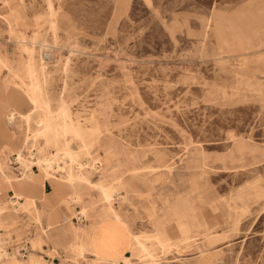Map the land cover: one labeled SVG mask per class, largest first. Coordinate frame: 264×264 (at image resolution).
<instances>
[{
  "label": "rangeland",
  "instance_id": "374dc122",
  "mask_svg": "<svg viewBox=\"0 0 264 264\" xmlns=\"http://www.w3.org/2000/svg\"><path fill=\"white\" fill-rule=\"evenodd\" d=\"M263 6L264 0H0V104L10 93L26 95L30 64L40 78L31 122L17 114L9 123L6 111L0 126V150L13 135L25 155L17 168L18 152L0 151V264H89L101 256L107 261L94 264H264V63L254 61L264 57V46L252 53L231 45L234 33L264 42V16L255 15ZM61 99L67 120L84 129L68 136L77 164L57 145L62 135L44 122L50 103L57 109ZM96 122L100 131L91 138L85 130ZM28 135L33 145L24 143ZM79 163L88 166L73 186L83 203L68 181ZM44 174L51 178L43 181L61 185L52 195L68 197L72 219L47 225L48 194L35 205H14V190ZM99 185L115 187L112 201L105 202ZM181 198L194 201L213 225L188 214L187 228L199 231L198 239L185 231L181 237L168 215ZM110 203L133 233L109 212ZM107 210L104 223L91 224ZM78 211L87 223L74 219ZM152 212L171 243L156 231ZM65 227L80 228L82 239L67 233L68 242L53 241Z\"/></svg>",
  "mask_w": 264,
  "mask_h": 264
},
{
  "label": "bare ground",
  "instance_id": "6f19581e",
  "mask_svg": "<svg viewBox=\"0 0 264 264\" xmlns=\"http://www.w3.org/2000/svg\"><path fill=\"white\" fill-rule=\"evenodd\" d=\"M55 14V13H54ZM17 17V16H16ZM18 20V19H17ZM55 24H56V26L58 27V24H57V21H55ZM29 41V40H28ZM40 44H42V45H44V46H46L45 44H43V43H40ZM39 44V45H40ZM43 57V56H42ZM31 58V57H30ZM44 58V57H43ZM35 62V61H34ZM37 63V62H36ZM41 63V62H40ZM44 63V61L42 62V64L39 66V70H40V72H41V74H43L44 72H45V70L47 69V66L46 65H44L43 64ZM1 65H2V63H0V72L2 71V69H3V67H1ZM26 67V66H25ZM37 67V66H36ZM27 68V67H26ZM29 69L27 70V71H29V78H30V80L32 81V85L28 88V90L27 91H25V93H26V95L25 96H23V98L22 97H20V94L18 93V92H14V93H10V95H8L9 97L7 98L8 100H7V103L8 104H10V106L12 107V109L11 110H8L7 109V111H9L8 112V117H7V119H8V121H9V123H12L15 119H16V117H17V114L23 119V121H25V123H30L31 122V120H32V118H33V115H34V113H35V111H36V109L38 108V103H39V101H40V97H39V91H40V85H38V80L40 79V78H38V76H37V74L38 73H36V68L34 67V65L33 64H30L29 65V67H28ZM26 70V69H25ZM26 71V72H27ZM40 72H39V74H40ZM27 76V75H26ZM43 78V77H42ZM44 82V81H43ZM43 85V84H42ZM43 88V87H42ZM42 92V91H41ZM16 96V97H15ZM43 96H45V95H43ZM46 98V97H45ZM45 103V102H44ZM22 104H26V105H28V106H30L31 108H28V110L27 111H25V112H21V111H18V113L17 112H15V110H17L18 109V107L20 106V105H22ZM42 104V103H41ZM42 105H44V104H42ZM47 105V104H46ZM50 107V109H49V111L47 112V115H46V119L44 120V122H45V124H46V126L47 127H49V126H52L53 127V129H54V131L56 132V134H61L62 135V138H61V140L60 141H58L57 142V145H60L61 147H62V149L61 150H65L64 152H65V154H66V156L69 158V161H71L72 163H75V164H77L78 162L75 160V158H74V156H73V154H72V152L70 151L71 149L69 148V144H70V142L68 141V136L69 135H72L73 137H80L81 136V134L83 133V131H84V129L83 128H81V127H77L74 123H73V121H72V119L69 121V120H67V117H68V114H67V110H68V108H67V106L65 105V101H64V99H61L60 100V103H59V106H58V108L57 109H53L52 108V106H51V103H50V105H49ZM40 107V106H39ZM54 112H58L59 113V118H60V120L58 119V120H56L55 119V116H54ZM40 114V113H39ZM44 114V113H43ZM37 115V114H36ZM70 115V114H69ZM38 116V115H37ZM70 117V116H69ZM37 118V117H36ZM38 121V120H37ZM41 122V121H40ZM43 127V126H42ZM41 127V128H42ZM40 128V129H41ZM45 129V128H44ZM42 131V130H41ZM86 131V133H87V135H89L91 138H95V133H98L99 131H100V125H99V123H95V124H93V126H91L90 128H88L87 130H85ZM43 132V131H42ZM35 133V132H34ZM38 133V132H37ZM41 132H39V134H40ZM37 135V134H36ZM56 137V136H55ZM29 139H30V137H29V135L28 136H26V138L24 139V143L25 144H27V143H29V144H31V145H33V143H34V141H36V139H31L30 140V142H28L29 141ZM50 143V142H49ZM2 151V150H1ZM17 152H18V156L16 157V159H17V161L18 162H23V160H25V155H24V153L22 152V151H20V149L19 150H17ZM57 152H60V151H57ZM56 152V153H57ZM2 153V152H1ZM60 154V153H59ZM58 155V154H57ZM64 156V155H63ZM65 157V156H64ZM63 158V157H62ZM55 160V159H54ZM43 161V163L44 162H46L47 161V165H49L50 164V161H51V158H46V159H44V160H42ZM80 164V163H79ZM83 164V163H82ZM82 164H80V170H75L74 172L72 171L71 172V174H70V176H69V179H68V181H69V184L71 185V187H73L74 186V184L78 181V180H80V179H83V178H86L85 176H84V174H83V169H85V168H87V167H83V165ZM70 165V164H69ZM53 166H55L54 164H53ZM50 167V166H49ZM51 168V167H50ZM50 168H48V169H50ZM4 169V168H3ZM2 171V170H1ZM4 172V171H3ZM25 172H27L26 171V169H25ZM24 172V173H25ZM34 174V173H33ZM32 177V176H31ZM44 177H45V174L43 175V178H41V181L40 182H37V181H30L29 182V180H28V182H26V183H28V185H26L24 188H23V190H22V192L21 193H17L14 189V197H16V199L13 201L14 202V205L15 204H21V201L25 198L26 200H31L32 201V203H34V205H35V203L37 202V197H41V194H42V191L40 190V189H38V187H37V185L38 184H41V185H44V181H43V179H44ZM49 178H51V177H45V179H49ZM21 179H22V177H21ZM44 179V180H45ZM16 180V179H15ZM122 184H124V185H129V183H130V180L129 179H127V180H122ZM17 183H18V181H17ZM21 183V182H20ZM29 184H31V186H29ZM21 185H22V183H21ZM20 185V186H21ZM11 187H13L12 185H11ZM99 189H100V191H102L103 193H104V195H103V198H105L106 199V201L105 202H110V201H112V195H113V188H115V187H111V186H106V185H99V187H98ZM55 189L58 191V192H60L61 191V185L60 186H57V187H55ZM73 189H75L74 187H73ZM38 191H41V193L39 194L38 193ZM55 193V192H54ZM75 202V201H74ZM109 209V211L110 212H112L113 213V215L115 216V218L118 220V221H123L122 220V217H121V215L119 214V213H117L116 211H115V208H114V205H113V203H110V205H109V207H108ZM176 221H179V219H176ZM202 221V220H201ZM124 222V221H123ZM124 223H126V222H124ZM45 230V229H44ZM59 231H57V234L55 235V238H52L53 239V241L55 240V239H57V241L58 242H62V243H64V242H68V240H71V239H69V237L67 236V233H71V235H72V237L73 238H75V237H77L78 235L76 234V231L73 229V228H69V227H65V228H59L58 229ZM206 235V234H205ZM210 235V234H209ZM67 238H66V237ZM149 237V236H148ZM156 237V236H155ZM180 238V237H179ZM169 243H171L172 241H168ZM139 244H140V247H141V250L142 251H146V247H145V245L144 244H142V243H140L139 242ZM77 247H78V249L79 250H84L85 249V246H84V244L82 243V241H80L79 243H78V245H77ZM151 263V262H150Z\"/></svg>",
  "mask_w": 264,
  "mask_h": 264
},
{
  "label": "crops",
  "instance_id": "0c3cea01",
  "mask_svg": "<svg viewBox=\"0 0 264 264\" xmlns=\"http://www.w3.org/2000/svg\"><path fill=\"white\" fill-rule=\"evenodd\" d=\"M255 15H257L259 17H263L264 16V6L259 8L255 12ZM232 39H233V41H232L231 45L233 47H239L241 49H252V53H257L258 52L257 49H255L256 47H258L260 45L264 46V42L256 43L255 39L252 38V36H246L244 34L234 33L233 36H232ZM254 61H257V62L259 61L261 63H264V57L256 56V57H254ZM9 107H11L10 104H8L6 102H3V103L0 104V126L2 125V123H1L2 122V117L4 116V114H6V111H7V109ZM0 128L2 129V127H0ZM6 137L10 138V143L6 144L5 147L1 149L2 151L1 150L0 151L2 153H4L6 148H10L12 150L17 151L18 148H16V146L18 144V138L16 136H13V135L12 136L6 135ZM0 162H3V161H0ZM204 165H206V162H204V163L200 162L199 166L203 167ZM195 167H198L197 164H195ZM29 186H31V185L29 184ZM126 186L127 185H124V188H126ZM39 188L42 191L41 196H43L45 194H48V195H50L52 197L50 204L53 206V208L48 212L47 225L53 224V223H59L61 221H65L66 219H72V218H68V216H67V214H69L70 208L68 207V203L67 202L69 200H68V197H66V195L64 196L63 194H59L57 197L52 195L53 192H54L55 187L52 185V183H50L48 181H44V185L39 186ZM22 190L23 189L20 190V193L22 192ZM41 191H38V193L40 194ZM72 192H74V193L78 192L80 194V196H81L82 203H83L82 193L77 188L73 189ZM40 198L41 197H38L37 201ZM26 201H31V200H25V198H24L22 200V205L20 207H22V206L27 207L28 203ZM59 201H60V204L58 206L54 207L55 206L54 204H56ZM39 209L42 211V209H43L42 206L38 205V210ZM196 210H197V208H196L195 202L191 201L188 198H183L182 199V203H177L176 205L169 206L168 215L171 218L179 219V221H177V224H176L175 228L180 233L181 237L183 236V231H185V233L188 234V236H190L191 239L194 238V237L199 236L198 235L199 231L188 230V228H187L188 227V224H187V216H188V214L194 215L195 217H199L198 220L202 217L201 218L202 222L205 225H207L210 230L212 229L213 225L211 223H209V221L205 217H203V212L200 211V212L197 213ZM109 212L107 210V211L99 214L98 216H95L94 217V221H92L91 224L92 225H99V224L104 223V218H102V217H103L104 214H108ZM116 212H117V210H116ZM120 214H121V217L128 223V227H129L130 232L133 233V230H132V228L130 226V223L128 222V219L126 218V216L124 214H122L121 212H120ZM154 216H155V212H152L151 213V217H154ZM11 218L12 217H9V219H11ZM111 218L112 217L110 216V218L108 220H111ZM111 221L115 225H117L122 232H125L126 234H129L128 232H126L120 226V224L116 223L113 219ZM87 222H88V220H86L85 223H87ZM154 222H155V224L157 226L156 231L163 238V240L164 241H172L173 237L171 235L167 234V226L163 225L164 224V220H162V218H157L155 216ZM45 226H46V224H45ZM87 226H88V224H87ZM73 229L78 233L77 235H80V238L82 239L83 235H82V232H81L80 228H73ZM195 239H198V237L195 238ZM199 240H201V239H199ZM48 241H50V250H51V248H55V245L53 244V242L49 238H48ZM35 242L37 243L36 246L43 248V246L39 245L38 240H36ZM118 243L121 244V242H118ZM122 246H123V244H122ZM59 248H62V247H57V249H59ZM33 254L37 257L36 259H38L39 261L42 260L35 253H33ZM104 256H105L104 258H108L110 260L113 259V257L110 256V254H108V253H105ZM115 256H117V255H115ZM208 257L209 256L204 257V258L209 259ZM96 258H97V260L100 259L102 261H107V260L102 259V256H101V257L93 258L92 259L93 261L90 262L89 264H94V261H95ZM200 261H203V260H200ZM99 264H101L100 261H99Z\"/></svg>",
  "mask_w": 264,
  "mask_h": 264
},
{
  "label": "built area",
  "instance_id": "2783aa9c",
  "mask_svg": "<svg viewBox=\"0 0 264 264\" xmlns=\"http://www.w3.org/2000/svg\"><path fill=\"white\" fill-rule=\"evenodd\" d=\"M28 153H29V154H35V148H34V147H31V148L28 150ZM13 164H14L15 166H17V168H19V162L17 161L16 157H15V160H14ZM32 167H35V164H34V166H32ZM19 173L21 174V172H19ZM74 219H75L77 222H79V223H84V222H86V220H87L86 216H85L84 214H82L80 211L77 212V216L74 217Z\"/></svg>",
  "mask_w": 264,
  "mask_h": 264
}]
</instances>
